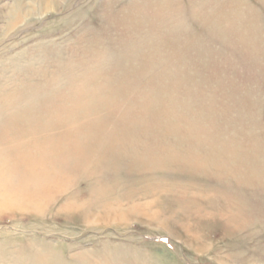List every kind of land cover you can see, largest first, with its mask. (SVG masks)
Wrapping results in <instances>:
<instances>
[{
    "label": "rangeland",
    "instance_id": "374dc122",
    "mask_svg": "<svg viewBox=\"0 0 264 264\" xmlns=\"http://www.w3.org/2000/svg\"><path fill=\"white\" fill-rule=\"evenodd\" d=\"M0 264H264V0H0Z\"/></svg>",
    "mask_w": 264,
    "mask_h": 264
}]
</instances>
